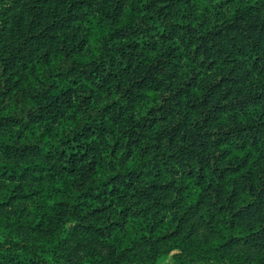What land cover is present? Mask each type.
Returning <instances> with one entry per match:
<instances>
[{"label":"trees","instance_id":"trees-1","mask_svg":"<svg viewBox=\"0 0 264 264\" xmlns=\"http://www.w3.org/2000/svg\"><path fill=\"white\" fill-rule=\"evenodd\" d=\"M0 264H264V0H0Z\"/></svg>","mask_w":264,"mask_h":264},{"label":"rangeland","instance_id":"rangeland-1","mask_svg":"<svg viewBox=\"0 0 264 264\" xmlns=\"http://www.w3.org/2000/svg\"><path fill=\"white\" fill-rule=\"evenodd\" d=\"M168 260H169V257L168 258H165V260L163 261V263L166 262V261H168Z\"/></svg>","mask_w":264,"mask_h":264}]
</instances>
